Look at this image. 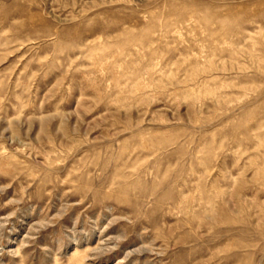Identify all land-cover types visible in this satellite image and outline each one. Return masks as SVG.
<instances>
[{
  "label": "rangeland",
  "instance_id": "rangeland-1",
  "mask_svg": "<svg viewBox=\"0 0 264 264\" xmlns=\"http://www.w3.org/2000/svg\"><path fill=\"white\" fill-rule=\"evenodd\" d=\"M0 264H264V0H0Z\"/></svg>",
  "mask_w": 264,
  "mask_h": 264
}]
</instances>
